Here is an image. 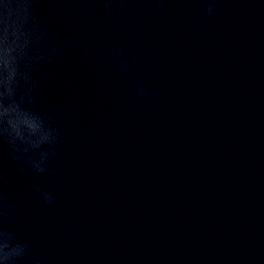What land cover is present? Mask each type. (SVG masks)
Returning <instances> with one entry per match:
<instances>
[{"label": "water", "instance_id": "95a60500", "mask_svg": "<svg viewBox=\"0 0 264 264\" xmlns=\"http://www.w3.org/2000/svg\"><path fill=\"white\" fill-rule=\"evenodd\" d=\"M78 7L39 6L52 44L80 41L30 72L61 132L51 174L21 172L0 143L22 264H264V0H218L203 23L207 0H132L111 18ZM18 15L0 0L5 26ZM124 45L127 73L110 54ZM49 182L69 189L51 206L32 189Z\"/></svg>", "mask_w": 264, "mask_h": 264}, {"label": "clouds", "instance_id": "9594fccd", "mask_svg": "<svg viewBox=\"0 0 264 264\" xmlns=\"http://www.w3.org/2000/svg\"><path fill=\"white\" fill-rule=\"evenodd\" d=\"M48 0H19L20 15L11 25L5 26L0 17V143H6L11 158L20 166L23 173L33 172L38 175H50L49 164L58 157L56 146L61 139L60 129L52 124L53 116H42L36 109V96L39 85L30 83V72L43 62L51 63L58 56L65 54L68 44L75 48L80 41L52 44L51 25L56 18L50 13L46 20H41L39 6ZM63 2V0H61ZM80 5L76 9L81 17H91L96 11L95 5L102 4L108 17L123 15L126 6L132 0H71ZM147 5L162 6L166 0H144ZM200 21L206 22L215 12L218 0H207ZM151 11L148 7L145 12ZM138 27L143 31V20L138 17ZM127 45L111 50L113 61L119 64L122 72L127 73L130 64L137 63V57L126 56ZM35 50V51H34ZM158 90L139 86L136 89L138 99L157 94ZM68 106L65 105V108ZM47 146L49 150H42ZM6 180L0 174V264H22L29 260L30 245L19 242L15 234L4 227L6 221L16 214V202L3 191ZM51 191H46L41 184H33L42 201L51 206L55 202L54 192H67L65 185L49 182ZM27 203L26 201L24 202ZM51 243V241H48ZM31 264H42L40 259H33Z\"/></svg>", "mask_w": 264, "mask_h": 264}]
</instances>
